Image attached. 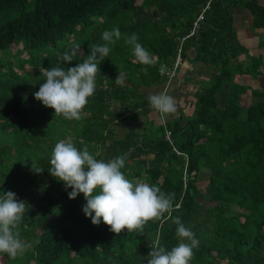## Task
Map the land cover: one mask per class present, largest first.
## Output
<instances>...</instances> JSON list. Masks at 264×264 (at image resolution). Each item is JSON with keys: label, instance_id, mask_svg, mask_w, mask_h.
Wrapping results in <instances>:
<instances>
[{"label": "trees", "instance_id": "16d2710c", "mask_svg": "<svg viewBox=\"0 0 264 264\" xmlns=\"http://www.w3.org/2000/svg\"><path fill=\"white\" fill-rule=\"evenodd\" d=\"M207 1L180 53L185 58L192 45L193 59L212 68L208 85L195 92L193 112L156 125L146 119L141 132L118 136V127L150 110L140 87L167 78L159 67L173 64L179 37ZM234 7L248 11L253 27H264L259 0H0V12H17L0 23V195L12 191L30 206L20 236L32 244L14 260L0 253L2 264H147L157 241L167 250L180 242L175 217L200 241L190 264H264V89H252L258 98L243 107L239 96L246 86L234 80L240 73L258 74L262 58L252 54L231 63L247 52L235 34ZM117 26L121 38L99 65L81 120L55 116L35 99L46 69L82 63L90 45H103L102 34ZM133 33L152 65L135 61L124 39ZM74 44L81 52L73 61L59 60ZM119 72L123 86L115 84ZM224 83L225 104L219 106ZM112 101L119 103L116 111ZM62 140L105 161L126 155L121 171L127 179L174 194L172 218L149 221L143 233L116 235L102 220L93 225L82 211L84 195L69 199L72 189L48 171ZM32 163L43 172L35 173ZM201 168L208 170V204L200 201L204 194L196 182Z\"/></svg>", "mask_w": 264, "mask_h": 264}, {"label": "clouds", "instance_id": "9594fccd", "mask_svg": "<svg viewBox=\"0 0 264 264\" xmlns=\"http://www.w3.org/2000/svg\"><path fill=\"white\" fill-rule=\"evenodd\" d=\"M121 38L119 27L111 32L105 31L103 45H90V54L75 67H51L44 71L45 81L34 93L36 100L45 107L54 109L55 116L67 120H81L89 98L96 91V76L100 72V63L109 56V45H114ZM132 47L135 61L142 65H152L153 59L147 49L138 42L133 33L124 38ZM81 52V46L74 44L58 59L71 62ZM147 74V67L143 69ZM125 77L119 72L115 79L117 86H123ZM150 106L163 114L176 111V102L165 92L149 95ZM127 156L119 155L105 161L97 159L87 147L79 150L72 142L59 141L50 156L49 173L58 181H63L65 189L71 188L69 199L83 194L86 204L82 211L91 218L93 225L101 220L116 235L122 231L143 233L149 221L162 220L165 214L172 218L174 194L164 193L160 187L145 182L133 183L121 171ZM35 173H42L44 168L32 163ZM0 195V253H6L10 259L22 257L32 244L20 236V225L29 205L17 198L12 191ZM176 227L179 243L167 250L159 241L151 247L147 264H190L194 258V249L200 241L195 233L187 228L179 217L172 218Z\"/></svg>", "mask_w": 264, "mask_h": 264}, {"label": "crops", "instance_id": "0c3cea01", "mask_svg": "<svg viewBox=\"0 0 264 264\" xmlns=\"http://www.w3.org/2000/svg\"><path fill=\"white\" fill-rule=\"evenodd\" d=\"M259 2L264 3V0H259ZM233 15L236 37L239 43L247 49V52L239 54L232 60V63L237 61L245 62L252 54L260 55L263 60L258 74L252 76L240 73L234 76L235 81L246 86V90L240 94L239 100L241 105H248L253 100L252 89H264V27H253L248 11L241 7H234ZM261 37L262 41L260 40ZM185 54L186 57L182 59L181 64L177 67L178 69H176V75L169 78L167 77L168 80L165 79L164 82H158L150 86L142 85L139 89L146 98L153 93L160 92H165L167 95L173 97L176 102L175 113L163 114L151 107L146 114L142 113L141 117L140 113H137L135 118L129 119L126 126L118 127L116 132H118L119 129L123 130L124 132L121 136H123L126 131L141 132L144 130L146 119L151 120L153 124L156 125L171 121L182 111H184L185 114H191L193 112L195 92L205 84L211 74L212 68L210 64L199 60H193L194 62L192 61V64L189 62L188 59L194 55V48L192 45L188 46ZM227 87L228 83L225 84V87L218 95L219 106L225 104ZM111 105L116 107L115 109L112 108V110L116 111L119 103L117 101H112Z\"/></svg>", "mask_w": 264, "mask_h": 264}, {"label": "rangeland", "instance_id": "374dc122", "mask_svg": "<svg viewBox=\"0 0 264 264\" xmlns=\"http://www.w3.org/2000/svg\"><path fill=\"white\" fill-rule=\"evenodd\" d=\"M15 14H17V12L15 11V10H6V11H2V12H0V23H2L4 20H6L7 18H9V17H12L13 15H15ZM260 40L262 41V37L260 38ZM15 46L16 45H11V50L14 52L15 51ZM1 51V50H0ZM3 52V51H2ZM256 56H258V55H256ZM189 60V62L192 64L194 61H198L197 59H193V57H190V59H188ZM194 60V61H193ZM193 61V62H192ZM181 62H182V60H181ZM231 63H232V61H231ZM262 63H263V60H262ZM181 64V63H180ZM179 64V65H180ZM178 65V66H179ZM178 69V68H177ZM177 71V70H176ZM178 74V73H177ZM175 75H176V73H175ZM167 80H168V78H166ZM165 81V80H164ZM163 81V82H164ZM206 85H208V82L207 83H205ZM202 86H204V84L202 85ZM225 87V83H224V85H223V88ZM223 88H222V90H223ZM222 90H220L219 91V94L221 93V91ZM258 97L257 96H255V95H253V100L251 101V102H253L255 99H257ZM243 99V98H242ZM243 101V100H242ZM240 102V101H239ZM241 103V102H240ZM247 105V104H246ZM246 105H242L243 107H246ZM111 108H113V109H115L116 107H114V105L112 106L111 105ZM182 113L184 114V115H191V114H185L184 113V111H182ZM141 115H142V113H140V117H141ZM137 116H139V115H137ZM146 116V115H145ZM123 130H121V129H119L118 130V132H117V135L118 136H121L122 134H123ZM207 174H208V170L206 169V168H201V172L199 173V175H198V178H197V180H196V182H197V184H198V186H199V188H200V190H201V192L204 194V197L203 198H200V201L202 202V203H204V204H208L209 202L206 200V192H205V184H206V182H207ZM0 264H2V262L0 261Z\"/></svg>", "mask_w": 264, "mask_h": 264}, {"label": "built area", "instance_id": "2783aa9c", "mask_svg": "<svg viewBox=\"0 0 264 264\" xmlns=\"http://www.w3.org/2000/svg\"><path fill=\"white\" fill-rule=\"evenodd\" d=\"M208 1L205 3V5L200 9V11L198 12L197 16L195 17V19L193 20L192 22V26L190 28V30L179 37V43L177 45V49H176V57L174 59V62L173 64L169 67L167 64H162L160 67H159V72L160 73H163V74H167V77H172L175 75L176 73V69L178 67V65L181 63V50H182V41L192 35L196 29L198 28L199 26V21L203 19V15H204V11L205 9L208 7ZM165 137L166 138H169V131H166L165 132Z\"/></svg>", "mask_w": 264, "mask_h": 264}]
</instances>
